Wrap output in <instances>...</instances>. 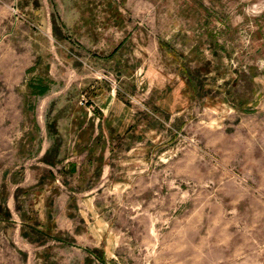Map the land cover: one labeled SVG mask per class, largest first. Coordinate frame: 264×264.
Masks as SVG:
<instances>
[{
	"label": "rangeland",
	"instance_id": "obj_1",
	"mask_svg": "<svg viewBox=\"0 0 264 264\" xmlns=\"http://www.w3.org/2000/svg\"><path fill=\"white\" fill-rule=\"evenodd\" d=\"M0 264H264V0H0Z\"/></svg>",
	"mask_w": 264,
	"mask_h": 264
},
{
	"label": "crops",
	"instance_id": "obj_2",
	"mask_svg": "<svg viewBox=\"0 0 264 264\" xmlns=\"http://www.w3.org/2000/svg\"><path fill=\"white\" fill-rule=\"evenodd\" d=\"M113 102V99H110V102L109 103H112ZM110 105V104H109Z\"/></svg>",
	"mask_w": 264,
	"mask_h": 264
}]
</instances>
